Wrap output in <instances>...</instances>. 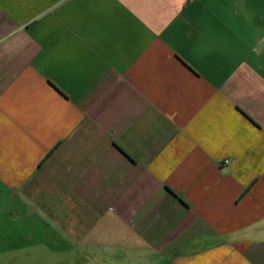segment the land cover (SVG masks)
<instances>
[{
    "label": "crops",
    "instance_id": "1",
    "mask_svg": "<svg viewBox=\"0 0 264 264\" xmlns=\"http://www.w3.org/2000/svg\"><path fill=\"white\" fill-rule=\"evenodd\" d=\"M0 264H264V0H0Z\"/></svg>",
    "mask_w": 264,
    "mask_h": 264
},
{
    "label": "built area",
    "instance_id": "2",
    "mask_svg": "<svg viewBox=\"0 0 264 264\" xmlns=\"http://www.w3.org/2000/svg\"><path fill=\"white\" fill-rule=\"evenodd\" d=\"M226 162H228V161H226Z\"/></svg>",
    "mask_w": 264,
    "mask_h": 264
}]
</instances>
